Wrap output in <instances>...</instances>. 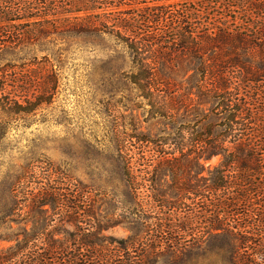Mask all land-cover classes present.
I'll list each match as a JSON object with an SVG mask.
<instances>
[{
  "label": "trees",
  "instance_id": "trees-1",
  "mask_svg": "<svg viewBox=\"0 0 264 264\" xmlns=\"http://www.w3.org/2000/svg\"><path fill=\"white\" fill-rule=\"evenodd\" d=\"M53 37L125 51L130 83L152 117L176 125L157 142L142 140L160 148L139 149L143 167H152L145 180L152 190L170 176L174 193L159 192L166 218L133 202L121 215L130 235L114 239L103 234L114 220L99 215L96 198L69 176L28 172L0 213L25 222L49 206L53 217L42 222V238L26 228L0 250V264H156L216 234L229 239L230 264H264V0H0V60L9 59L0 69L3 109L34 106L33 96L55 91L53 81L32 89L30 80L19 86L12 77L14 63ZM215 157L220 164L200 177L201 160ZM132 160L124 164L127 174ZM136 180L129 186L137 192ZM58 223L72 228L63 238L52 233Z\"/></svg>",
  "mask_w": 264,
  "mask_h": 264
},
{
  "label": "rangeland",
  "instance_id": "rangeland-1",
  "mask_svg": "<svg viewBox=\"0 0 264 264\" xmlns=\"http://www.w3.org/2000/svg\"><path fill=\"white\" fill-rule=\"evenodd\" d=\"M51 40L54 41L34 52L26 62L13 61L17 75L12 77L19 80L17 85L30 80L35 89L53 81L55 91L33 96L34 106L7 110L0 105V211L10 201V190L20 177L28 172L33 175L44 170L48 175L56 172L69 176L88 191L96 198L99 215L114 220L116 226L104 235L114 239L127 238L129 227L121 215L129 214L133 202L139 203L147 215L166 218L163 212L167 209L162 208L164 199L159 192L174 193L170 188L172 177L163 176L162 186L154 187L153 191V184L145 181L151 177L146 173L152 172V167H143L147 161L140 159L139 149L143 146L148 152L151 147L160 148L142 140L157 142L165 133L175 131L176 125L152 117L141 92L130 83L129 60L123 49L117 48L115 52L110 48L93 50L86 48L84 39L78 37H53ZM33 57L38 60L28 63ZM43 57L45 59L41 60ZM8 60L7 57L0 60V69ZM22 70L28 71L26 76L19 74L24 72ZM3 101L0 97V104ZM165 149L171 151L173 147ZM175 156L178 153L170 158ZM130 157H133V165L127 174L124 164ZM220 162V157L201 160L200 177H208ZM135 177L141 185L137 192L129 186ZM27 180L23 182L26 184ZM52 214L49 206L37 208L21 222L22 217H4L0 213V250L14 246V239L26 228L29 236L42 238L44 234L39 228L42 222L53 217ZM67 230L72 228L58 223L52 233L63 238ZM216 235V238L204 239L200 236L198 249L188 250L177 259L168 253L156 264H230L229 248L226 247L229 239L222 234Z\"/></svg>",
  "mask_w": 264,
  "mask_h": 264
}]
</instances>
